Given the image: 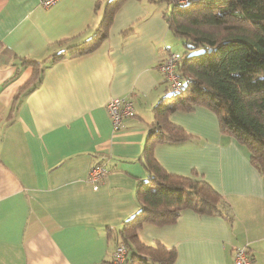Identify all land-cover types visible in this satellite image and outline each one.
<instances>
[{
  "label": "crops",
  "instance_id": "crops-1",
  "mask_svg": "<svg viewBox=\"0 0 264 264\" xmlns=\"http://www.w3.org/2000/svg\"><path fill=\"white\" fill-rule=\"evenodd\" d=\"M105 1L0 0V264H109L123 220L138 209L151 108L169 92L159 58L178 40L168 3L125 0L95 50L47 60L36 86L21 66L90 36ZM128 94L135 114L114 132L106 103ZM169 119L191 136L155 145V159L173 174L196 172L231 218L184 209L171 224L140 228L139 241L173 248L172 264H232L238 246L264 264V182L247 148L203 106ZM97 162L108 172L94 188L87 175Z\"/></svg>",
  "mask_w": 264,
  "mask_h": 264
},
{
  "label": "trees",
  "instance_id": "trees-1",
  "mask_svg": "<svg viewBox=\"0 0 264 264\" xmlns=\"http://www.w3.org/2000/svg\"><path fill=\"white\" fill-rule=\"evenodd\" d=\"M124 1L106 0L95 30L85 39L61 42L63 47L43 60L24 58L21 66L33 70L30 84L40 82L47 60L54 63L95 50ZM151 1L168 3L163 12L168 29L186 48L177 66L182 87L178 93L169 90L151 108L153 120L140 155L149 174L137 182L138 209L118 232L131 264H172L175 250L159 242L141 243L140 228L171 224L184 209L231 218L227 201L196 172L173 174L155 159V145L191 136L169 119L172 112L195 106L212 111L219 130L247 148L249 162L264 182V0Z\"/></svg>",
  "mask_w": 264,
  "mask_h": 264
},
{
  "label": "built area",
  "instance_id": "built-area-1",
  "mask_svg": "<svg viewBox=\"0 0 264 264\" xmlns=\"http://www.w3.org/2000/svg\"><path fill=\"white\" fill-rule=\"evenodd\" d=\"M56 0H41V3L45 6L50 5ZM181 54L178 51L172 49H166L160 56L159 68L162 71L164 80L170 91L179 92L182 87V81L176 74L175 69L180 61ZM106 109L111 120V127L114 132L119 131L123 126V120L128 117H132L135 114L134 100L132 94H128L120 97H112L106 103ZM108 172L107 167L101 163H94L90 168L87 175L89 182L96 188L97 183ZM109 264H131L127 261V249L123 242H117L112 254ZM232 264H255L245 246H238L234 249L233 263Z\"/></svg>",
  "mask_w": 264,
  "mask_h": 264
},
{
  "label": "rangeland",
  "instance_id": "rangeland-1",
  "mask_svg": "<svg viewBox=\"0 0 264 264\" xmlns=\"http://www.w3.org/2000/svg\"><path fill=\"white\" fill-rule=\"evenodd\" d=\"M172 47H173L172 50L178 51L180 53L184 52V50L186 49L185 46L182 44V42L178 41V40L176 41V43ZM175 72L177 74V68L175 69Z\"/></svg>",
  "mask_w": 264,
  "mask_h": 264
}]
</instances>
